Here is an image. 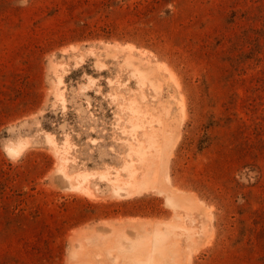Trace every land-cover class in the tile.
Segmentation results:
<instances>
[{
    "label": "rangeland",
    "instance_id": "obj_1",
    "mask_svg": "<svg viewBox=\"0 0 264 264\" xmlns=\"http://www.w3.org/2000/svg\"><path fill=\"white\" fill-rule=\"evenodd\" d=\"M160 246L264 264V0H0V264Z\"/></svg>",
    "mask_w": 264,
    "mask_h": 264
},
{
    "label": "bare ground",
    "instance_id": "obj_2",
    "mask_svg": "<svg viewBox=\"0 0 264 264\" xmlns=\"http://www.w3.org/2000/svg\"><path fill=\"white\" fill-rule=\"evenodd\" d=\"M24 149V143L23 142H18V143H11L9 145H7V151L8 154L11 155L12 157H16L19 156ZM141 151H139L140 153ZM63 163H66L68 160L66 158H63ZM65 166V165H64ZM94 177V176H93ZM107 177V176H105ZM107 179V178H106ZM88 180V179H87ZM150 181V180H149ZM148 183V181L143 182L142 184L139 185L140 188H144V186ZM151 183V181H150ZM154 183V182H152ZM153 185V184H152ZM154 186V185H153ZM147 188V187H145ZM171 204L173 205H181V206H186L188 204V202L180 199V198H176L175 200L171 201ZM191 207V206H190ZM139 242V241H138ZM149 242V241H148ZM117 246V245H116ZM148 246V245H147ZM150 246V245H149ZM162 246V245H161ZM156 249V250H141L140 248H136V252H135V260L139 263V264H162V256L166 253V249L165 247H161ZM123 248V246H120ZM125 247V246H124ZM146 247V246H145ZM119 248V246H118ZM124 249V248H123ZM121 249V250H123ZM146 249V248H145ZM118 250V249H116ZM126 250V249H125ZM113 251V249H112ZM120 251V250H119ZM131 251V250H130ZM121 252V251H120ZM125 253V252H124ZM128 254V253H127ZM132 254V252H131ZM122 255V254H121ZM126 255V254H125ZM124 255V256H125ZM122 255V257H124ZM131 257V255H130ZM133 257V256H132ZM126 258H129L128 256ZM131 259V258H130ZM133 259V260H134ZM133 262V261H132ZM131 262V263H132ZM136 263V262H135Z\"/></svg>",
    "mask_w": 264,
    "mask_h": 264
}]
</instances>
